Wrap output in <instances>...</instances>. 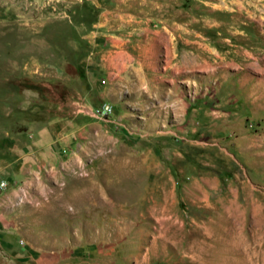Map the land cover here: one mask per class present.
Returning a JSON list of instances; mask_svg holds the SVG:
<instances>
[{"label": "rangeland", "instance_id": "obj_1", "mask_svg": "<svg viewBox=\"0 0 264 264\" xmlns=\"http://www.w3.org/2000/svg\"><path fill=\"white\" fill-rule=\"evenodd\" d=\"M0 264H264V0H0Z\"/></svg>", "mask_w": 264, "mask_h": 264}, {"label": "crops", "instance_id": "obj_2", "mask_svg": "<svg viewBox=\"0 0 264 264\" xmlns=\"http://www.w3.org/2000/svg\"><path fill=\"white\" fill-rule=\"evenodd\" d=\"M118 104L117 107L121 109V112L116 114V118L121 122L109 121L118 123L125 129L128 127L134 133L144 130L154 135L174 130V128L164 131L159 129L165 127L168 120H181L188 115L193 116L199 111L198 103L184 98L177 84L173 83L165 91L157 93L144 91L141 99L133 95V98Z\"/></svg>", "mask_w": 264, "mask_h": 264}, {"label": "built area", "instance_id": "obj_3", "mask_svg": "<svg viewBox=\"0 0 264 264\" xmlns=\"http://www.w3.org/2000/svg\"><path fill=\"white\" fill-rule=\"evenodd\" d=\"M108 110H109V108H104V109H103V112H104V113H107Z\"/></svg>", "mask_w": 264, "mask_h": 264}]
</instances>
